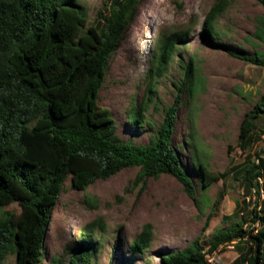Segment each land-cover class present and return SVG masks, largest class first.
<instances>
[{"label":"trees","instance_id":"1","mask_svg":"<svg viewBox=\"0 0 264 264\" xmlns=\"http://www.w3.org/2000/svg\"><path fill=\"white\" fill-rule=\"evenodd\" d=\"M140 1L111 0L91 21L78 0H0V264L8 256L14 258L12 264H43L52 214L68 178L72 190L83 192L96 181L137 169L134 186L168 175L190 198L195 195L194 183L172 145L183 96L193 90L191 60L180 84L174 85L176 94L163 110L156 139L149 144L118 140L115 120L100 104L110 58L133 23ZM254 1L264 10V0ZM227 3L218 0L206 13L200 33L203 44L217 45L216 20ZM260 20L264 26V12ZM188 23L183 31L173 27L163 31L150 51L144 70L145 96L127 115L136 126L153 103L156 83L165 75L178 44L194 25L192 20ZM223 50L246 63L264 66V53L248 56L226 47ZM252 114L254 118L264 116V91ZM263 136L264 130L245 115L237 145L249 148ZM247 160L234 171V177L243 182L244 194L259 197L262 189L264 196V159ZM199 173L202 187L218 178L202 164ZM10 205L19 211L6 210ZM257 205L256 199L246 228L235 223L220 230L210 237L206 251L198 237L184 250L158 253L159 264H208L207 256L230 244L239 249L245 240L249 248L238 258L241 263L264 264V223L258 230L254 227L262 222ZM245 207V202L236 205L234 215L242 214ZM96 227V222L89 224L86 235H95ZM151 229L144 225L130 242L133 254L149 248ZM85 243L79 244L72 264L90 263L92 251ZM48 257L47 264H61L56 255Z\"/></svg>","mask_w":264,"mask_h":264},{"label":"rangeland","instance_id":"2","mask_svg":"<svg viewBox=\"0 0 264 264\" xmlns=\"http://www.w3.org/2000/svg\"><path fill=\"white\" fill-rule=\"evenodd\" d=\"M110 1L78 0V4L93 21L101 6ZM216 1L141 0L125 38L110 58L100 90V104L109 109L117 125L115 137L122 142L149 144L156 139L163 110L175 97L174 85L180 84L190 60L194 63L193 90L183 96L172 145L194 183L195 195L190 198L168 175L134 186L137 169L96 181L83 192L72 190L68 178L52 214L43 264H47L48 255H56L61 264H72L70 259L81 242L92 251L89 264H159L158 253L184 250L198 237L206 251L210 237L220 230L235 223L249 226L256 199L257 212L264 219V196L244 194L243 182L234 177V171L247 159H264V136L249 148L237 145L245 115L264 130V116L254 118L252 114L264 91V66L246 63L223 50L226 47L248 56L264 53V26L260 23L264 10L254 0H225L228 6L216 20L217 45L212 47L202 43L200 33L204 17ZM189 20L194 25L178 44L165 75L156 83L153 103L136 126L127 115L145 96L149 53L163 31L172 27L183 31ZM199 164L218 176L208 187H202ZM242 202L246 206L240 210L242 214L234 215L235 206ZM6 210L19 211L16 205ZM92 222H96V234L88 236ZM146 224L152 227L150 246L133 254L129 244ZM254 227L258 230L261 225ZM238 247L230 244L207 256L208 264H237L249 242L242 241ZM13 262L8 256L4 264Z\"/></svg>","mask_w":264,"mask_h":264},{"label":"crops","instance_id":"3","mask_svg":"<svg viewBox=\"0 0 264 264\" xmlns=\"http://www.w3.org/2000/svg\"><path fill=\"white\" fill-rule=\"evenodd\" d=\"M251 209H252V208H251ZM263 223H264V219L262 220V224H263ZM256 224H258L259 226H260V225L262 226L261 222H260V223H256ZM256 224H255V225H256ZM244 254H245V253H244ZM244 254L238 256L240 260H241V256L243 257ZM239 259H237V261H238L237 264H240V263H241V261H240Z\"/></svg>","mask_w":264,"mask_h":264},{"label":"clouds","instance_id":"4","mask_svg":"<svg viewBox=\"0 0 264 264\" xmlns=\"http://www.w3.org/2000/svg\"><path fill=\"white\" fill-rule=\"evenodd\" d=\"M259 180H261V179H258V181H259ZM261 195L263 196V191H262V189H261V191H260V196H261Z\"/></svg>","mask_w":264,"mask_h":264},{"label":"built area","instance_id":"5","mask_svg":"<svg viewBox=\"0 0 264 264\" xmlns=\"http://www.w3.org/2000/svg\"><path fill=\"white\" fill-rule=\"evenodd\" d=\"M259 183H261V180H259Z\"/></svg>","mask_w":264,"mask_h":264}]
</instances>
